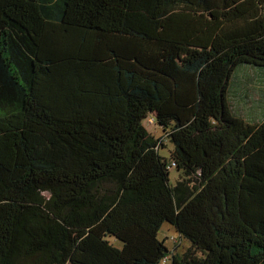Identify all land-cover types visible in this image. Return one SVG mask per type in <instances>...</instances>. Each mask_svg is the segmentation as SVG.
<instances>
[{
	"label": "trees",
	"instance_id": "obj_1",
	"mask_svg": "<svg viewBox=\"0 0 264 264\" xmlns=\"http://www.w3.org/2000/svg\"><path fill=\"white\" fill-rule=\"evenodd\" d=\"M244 67L264 0H0V264H264Z\"/></svg>",
	"mask_w": 264,
	"mask_h": 264
},
{
	"label": "rangeland",
	"instance_id": "obj_2",
	"mask_svg": "<svg viewBox=\"0 0 264 264\" xmlns=\"http://www.w3.org/2000/svg\"><path fill=\"white\" fill-rule=\"evenodd\" d=\"M239 70L236 73H238L237 77L241 79L238 82L240 85H236L230 98L232 111L247 120L259 123L264 119V78L258 75L261 72L264 74V71L251 67H244L240 70V73ZM255 73L257 75H255ZM144 126L155 139H161L163 141L165 149H161V155L169 158L173 145L165 138L162 139V130L154 126L152 120L149 121V123L145 122ZM181 181H184V184H186V181L183 180L182 174L173 169L171 171L172 185L177 186L178 182ZM189 184V188H191V190L194 187H198L197 183H194V180H189ZM159 238L165 240V243L170 248L171 253L174 254L181 255L191 247L188 241L180 240L175 229L167 224L162 227L159 233ZM110 242L118 247H121V244L118 241L116 242L114 240H110Z\"/></svg>",
	"mask_w": 264,
	"mask_h": 264
}]
</instances>
